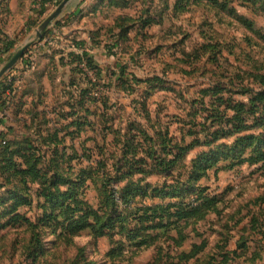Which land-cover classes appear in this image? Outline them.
Masks as SVG:
<instances>
[{
    "label": "rangeland",
    "instance_id": "rangeland-1",
    "mask_svg": "<svg viewBox=\"0 0 264 264\" xmlns=\"http://www.w3.org/2000/svg\"><path fill=\"white\" fill-rule=\"evenodd\" d=\"M35 1L0 0V68L63 0ZM79 3L99 77L54 51L0 78V264H264V121L225 110L264 89V0ZM201 195L215 213L149 229Z\"/></svg>",
    "mask_w": 264,
    "mask_h": 264
},
{
    "label": "trees",
    "instance_id": "trees-1",
    "mask_svg": "<svg viewBox=\"0 0 264 264\" xmlns=\"http://www.w3.org/2000/svg\"><path fill=\"white\" fill-rule=\"evenodd\" d=\"M55 1L56 0L35 1L39 7V15L43 16L48 11H50ZM7 12L8 11L6 10L5 14ZM51 34L52 32L47 30L43 34V38L50 37ZM15 45V40L9 39V37H7L5 33H0V63H2L3 61V56L6 55L9 57L11 55V52L14 49ZM97 45L99 44H94L93 47ZM78 46L79 50L83 49V43L79 44ZM67 56L69 58V65L73 66V68L71 67L73 74L77 75L79 73L86 75L85 72H94L95 77H99L101 75L102 72L100 68L95 65L92 60V57H90L87 51H76V53L72 52L69 53ZM63 60L64 59H62L60 62L62 63ZM246 93L249 94V97L247 96L246 103L241 102L235 106H231L229 109H225L228 112H231V121L234 122V125L230 126V130L234 132V134L242 133L243 131L248 130L246 124L249 120L252 122L254 121L255 124L264 121V89L256 93H254L253 91H246ZM225 103L232 102L226 100ZM261 128H264V124L261 125ZM250 138L252 139L253 137ZM251 153L253 155L248 160L249 162H251L252 164L264 162V154L261 152L260 149H257L255 147ZM207 170V168L203 169V171ZM175 207L176 211L173 213H170V210L166 209V211H162L159 214H163L160 217H158V215L155 217L154 220L153 217L149 218L148 221L151 224L149 229L152 232H157L160 229H169L168 231H176L177 234H179L183 225L188 224L187 222L193 219L201 220L207 215L215 213L218 208V201L215 197H210L209 195H206L205 197H202L199 200L187 204L186 208L184 209L182 208V206H180V204L175 205ZM167 208H170V206H168ZM171 218L175 219V221H171Z\"/></svg>",
    "mask_w": 264,
    "mask_h": 264
},
{
    "label": "crops",
    "instance_id": "crops-1",
    "mask_svg": "<svg viewBox=\"0 0 264 264\" xmlns=\"http://www.w3.org/2000/svg\"><path fill=\"white\" fill-rule=\"evenodd\" d=\"M81 3L77 4L75 9L72 11H65L68 8V5L63 10L61 14V21L57 19L51 26L49 27L48 31H51L52 34L50 37L42 38L39 41H31L33 44L27 50L25 56L22 60L18 63L15 69L19 68V66L25 67V65L30 63V68L26 67L25 74L30 73H37L38 66L45 61L53 59V55L55 54L54 51H93L96 47H93L90 43V37L88 36L84 38L85 29L78 28L74 29L80 20H82V16H77L78 14L76 11L81 7ZM9 9V8H8ZM10 10V9H9ZM10 13V11H9ZM8 14V12L6 13ZM61 22V25L58 24ZM5 33V32H4ZM9 39L14 40L11 36L7 35ZM30 42V43H31ZM74 42H77L74 44ZM83 43V49L79 50V44ZM12 53V52H11ZM54 53V54H53ZM5 56H3V61L5 60ZM2 61V62H3ZM34 62H36L34 64ZM41 77L44 76L43 72L40 71Z\"/></svg>",
    "mask_w": 264,
    "mask_h": 264
},
{
    "label": "water",
    "instance_id": "water-1",
    "mask_svg": "<svg viewBox=\"0 0 264 264\" xmlns=\"http://www.w3.org/2000/svg\"><path fill=\"white\" fill-rule=\"evenodd\" d=\"M69 2L70 0H63L60 5L54 10V12L45 19V21L36 30L34 41H39L43 38V34L45 33V31H47L51 24H53L60 17ZM32 44V42H27L19 51H17L11 57V59L5 65L2 66V68H0V78L16 66L18 61L25 54V52H27V50Z\"/></svg>",
    "mask_w": 264,
    "mask_h": 264
}]
</instances>
